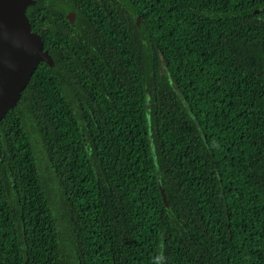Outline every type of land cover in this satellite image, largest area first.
<instances>
[{"label":"trees","instance_id":"16d2710c","mask_svg":"<svg viewBox=\"0 0 264 264\" xmlns=\"http://www.w3.org/2000/svg\"><path fill=\"white\" fill-rule=\"evenodd\" d=\"M36 1L55 64L0 122V264H264V0Z\"/></svg>","mask_w":264,"mask_h":264},{"label":"water","instance_id":"95a60500","mask_svg":"<svg viewBox=\"0 0 264 264\" xmlns=\"http://www.w3.org/2000/svg\"><path fill=\"white\" fill-rule=\"evenodd\" d=\"M36 2L0 0V122L17 105L40 63L55 64L27 15L28 7ZM162 193L169 205L164 190Z\"/></svg>","mask_w":264,"mask_h":264},{"label":"rangeland","instance_id":"374dc122","mask_svg":"<svg viewBox=\"0 0 264 264\" xmlns=\"http://www.w3.org/2000/svg\"><path fill=\"white\" fill-rule=\"evenodd\" d=\"M137 23L138 25L141 23V20L138 18L137 19ZM62 71L64 72L65 69L61 68ZM63 87L65 89V92L67 93L68 97L72 100V102L74 103L75 109L79 112L80 114V118L83 119L82 114H81V109H80V100H84L85 101V95L83 92V89L76 84L75 80L73 78H69L67 76H63ZM28 128L30 133H32L34 140H35V145L37 147V150L39 151L38 153H40V163L42 165V171L45 177V180L48 184V189H49V194L50 197L52 198V202L55 206V208L57 209L58 213H59V218L61 220V224L62 227L64 229V237H66L67 233H66V227L68 225V210L66 209V205H65V198L62 192V189L58 186L57 181L55 180L53 174L51 173V170L49 169V167L46 165L45 161L43 158H41L43 156V154L41 153V148H40V144L38 142V136L37 133L34 130L33 124L28 120Z\"/></svg>","mask_w":264,"mask_h":264},{"label":"flooded vegetation","instance_id":"af4514ba","mask_svg":"<svg viewBox=\"0 0 264 264\" xmlns=\"http://www.w3.org/2000/svg\"><path fill=\"white\" fill-rule=\"evenodd\" d=\"M66 17L69 19V21L71 22V23H74L75 22V20H76V18H77V14H76V12L75 11H68L67 13H66ZM71 19H73V21H71Z\"/></svg>","mask_w":264,"mask_h":264}]
</instances>
